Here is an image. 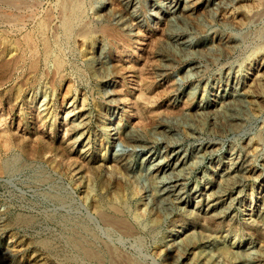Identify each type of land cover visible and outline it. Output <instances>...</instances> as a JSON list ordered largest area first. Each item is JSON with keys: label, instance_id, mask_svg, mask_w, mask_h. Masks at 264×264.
Wrapping results in <instances>:
<instances>
[{"label": "rangeland", "instance_id": "obj_1", "mask_svg": "<svg viewBox=\"0 0 264 264\" xmlns=\"http://www.w3.org/2000/svg\"><path fill=\"white\" fill-rule=\"evenodd\" d=\"M175 1L0 0V264H264V0Z\"/></svg>", "mask_w": 264, "mask_h": 264}, {"label": "bare ground", "instance_id": "obj_2", "mask_svg": "<svg viewBox=\"0 0 264 264\" xmlns=\"http://www.w3.org/2000/svg\"><path fill=\"white\" fill-rule=\"evenodd\" d=\"M14 1V0H13ZM189 1V0H188ZM187 1V2H188ZM171 3V2H170ZM189 3V2H188ZM173 5V4H172ZM185 5V4H184ZM180 6H181V3H180V1L179 0H177V1H175V3H174V5H173V7H172V9H170L171 11L170 12H172V13H174L175 11L177 12V10H179V8H180ZM165 7V6H164ZM190 7H191V5H190ZM193 7V6H192ZM191 7V8H192ZM194 8V7H193ZM187 8H185V10H186ZM189 10V9H188ZM191 10V9H190ZM193 10V9H192ZM75 11V10H74ZM183 11H184V9H183ZM179 12V11H178ZM187 12V11H186ZM191 12V11H190ZM168 13V12H167ZM175 14V13H174ZM174 14H172V15H174ZM70 15V14H69ZM75 16V15H74ZM174 16H176V14L174 15ZM73 19V18H72ZM75 19V18H74ZM22 23V22H21ZM45 27V25H43V28ZM71 32V31H70ZM31 37V36H30ZM33 42L36 44L37 43V41H30V40H28V41H24V43L23 44H21V42H20V44H17L16 46H13L14 48V51L13 52H17V50H18V45L20 46V48H21V46H25V48H24V54H25V57H23V56H19V59H17V62L20 64V62H22V63H24L25 61H26V59H28L27 57L28 56H26V54L29 52V51H32V52H34V48H33ZM44 42H46V41H44ZM182 42V41H181ZM5 43V42H4ZM34 44V45H35ZM44 44H46V45H44L45 46V54L48 56V54H49V51H50V49H51V45L49 46L47 43H44ZM189 44V43H188ZM38 46V45H37ZM53 46V45H52ZM186 46V45H185ZM35 47H36V45H35ZM44 48V47H43ZM38 48L36 47V50H37ZM52 50V49H51ZM22 51V52H23ZM2 52H3V50H2ZM5 52V51H4ZM21 52V53H22ZM52 53V52H51ZM1 55V54H0ZM21 55H23V54H21ZM32 55H34V53L32 54ZM36 56V55H35ZM50 56V55H49ZM48 56V57H49ZM23 57V58H22ZM33 58V57H32ZM60 59V58H59ZM57 60V66H61V64H62V61L61 60H58V58L56 59ZM36 61V63H38V61L37 60H35ZM27 62V61H26ZM13 63V62H12ZM34 64H35V62H33ZM15 64H17V63H15ZM34 64H31V65H33L32 67L34 68L35 66H36V64H35V66H34ZM7 65H9V64H7ZM23 65V64H22ZM13 66H14V63H13ZM13 66H11V67H13ZM16 66V65H15ZM6 67V66H5ZM31 67V68H32ZM14 68V67H13ZM60 69V68H59ZM6 70V69H5ZM13 70V69H12ZM17 70V69H16ZM32 70V69H31ZM5 72V71H4ZM35 72H36V70H35ZM12 73V72H11ZM4 74V73H3ZM7 74V73H6ZM26 81V80H25ZM5 82V81H4ZM225 91V94L222 96V99L224 100V101H222L223 102V105H221V107H220V109L218 110L219 112H218V114L222 117V118H224V119H231V120H237V117H236V114H235V110L237 109V106H243V100L241 99V97H240V95L241 94H239L236 90H234V92L233 93H229L228 91H229V89H225L224 90ZM110 92V91H109ZM110 96V95H109ZM221 99V100H222ZM221 102V101H220ZM208 108V107H207ZM242 108V107H241ZM217 111V110H216ZM238 111H239V109H238ZM237 112V111H236ZM238 114V113H237ZM123 141H124V143L125 144H127L128 146H131V147H135V144H137V142H140V141H138V139L135 137V136H133L132 134H130V133H127L126 135H124L123 136ZM169 144V143H168ZM171 144V143H170ZM170 144L168 145V146H170ZM167 147V146H166ZM141 149V148H140ZM172 151V150H171ZM152 156L150 155L149 156V158H151ZM147 158V157H146ZM171 158L172 157H168V160L165 162V163H167L166 165H165V163H162L163 161H161L160 160V162H158V163H156L155 165H153V163H152V165L154 166V170L155 171H157V172H163V173H167L168 171L165 169V167L166 166H169L170 164H171ZM146 160V159H145ZM147 160H149V159H147ZM152 160V159H151ZM164 160H165V158H164ZM180 160V159H179ZM157 162V161H156ZM130 163V162H129ZM179 163V162H178ZM182 164H183V162H182ZM232 164H233V162H232ZM183 166V165H182ZM179 167V166H178ZM186 167V166H185ZM181 168V167H180ZM182 168H184V166L182 167ZM239 169H240V167H238V166H232L231 168H228V172L226 173V177H224L223 179L224 180H222L223 181V183L224 184H229L228 182H230L232 179H234V177L235 176H233L232 174L233 173H238L239 172ZM242 169V168H241ZM227 169H225V171H226ZM177 171V164L176 165H174V166H172L171 168H170V174H175V172ZM153 172V171H152ZM242 172V171H241ZM244 172V171H243ZM225 174V173H224ZM240 175V174H239ZM242 175V174H241ZM172 176H175V175H172ZM180 176V175H179ZM178 176V177H179ZM236 176H237V174H236ZM183 177V176H182ZM163 178V177H162ZM168 178V177H167ZM221 178V177H220ZM238 178V177H237ZM176 179V178H175ZM173 177H171L170 178V182L168 183V185H167V187H166V189H165V192H164V195H167L168 197H169V195H172L175 191H176V189H177V187L179 186V185H181V184H178V182L181 180V178H179V179H176L175 180ZM222 179V178H221ZM165 180V179H164ZM163 181V180H162ZM168 181H169V179H168ZM222 183V184H223ZM176 192H178V191H176ZM220 192L222 193V191L220 190V188L218 189V191H217V195L218 194H220ZM174 194H176V193H174ZM164 195H163V197H164ZM180 195V194H179ZM217 195H214L213 196V194H210V199L211 200H213V201H215V199H218L217 197ZM174 196V195H173ZM178 197V196H177ZM176 196H175V198H177ZM211 197H214L215 199H212ZM170 198V197H169ZM209 198V197H208ZM166 199V198H165ZM171 199V198H170ZM174 200V199H173ZM175 200H177V199H175ZM179 200V199H178ZM177 202V201H176ZM217 205H219L218 203H215V204H213V205H210L211 207L206 211V215H209V216H211V218L213 217V216H217ZM263 205L264 204H262V207H263ZM99 207V206H98ZM101 208V207H100ZM262 209V208H261ZM264 209V208H263ZM219 213V212H218ZM221 213V212H220ZM208 217V216H207ZM115 222V221H114ZM112 225L114 224V223H111ZM114 226V225H113ZM119 226H117V228H118ZM124 227H126V226H124ZM122 228V227H121ZM179 232H181L182 230H178ZM78 235V234H77ZM81 242V241H80ZM80 244V243H79ZM82 249V248H81ZM83 252H85L88 256H93L94 255V253L91 251V250H89L88 248H86V247H83ZM112 254V253H111ZM95 256V255H94ZM96 257V256H95ZM113 257V256H112ZM114 258V257H113ZM116 258L118 259V257H117V255H116ZM121 258V257H120ZM115 259V258H114ZM119 260V259H118ZM124 260V259H123ZM122 260V261H123ZM122 261H120V262H122ZM125 261V260H124ZM128 261V260H127ZM119 262V263H120ZM118 263V262H117ZM116 263V264H117ZM118 263V264H119ZM127 263V262H126ZM134 264V263H133Z\"/></svg>", "mask_w": 264, "mask_h": 264}]
</instances>
